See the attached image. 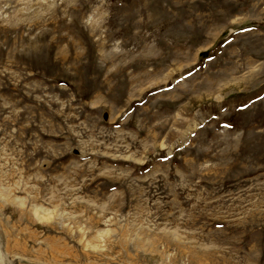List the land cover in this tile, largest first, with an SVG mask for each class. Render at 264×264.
Masks as SVG:
<instances>
[{
    "label": "rangeland",
    "instance_id": "obj_1",
    "mask_svg": "<svg viewBox=\"0 0 264 264\" xmlns=\"http://www.w3.org/2000/svg\"><path fill=\"white\" fill-rule=\"evenodd\" d=\"M0 264H264V0H0Z\"/></svg>",
    "mask_w": 264,
    "mask_h": 264
}]
</instances>
